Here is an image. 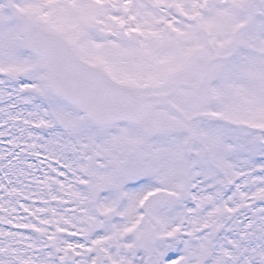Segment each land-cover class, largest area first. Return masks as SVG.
Wrapping results in <instances>:
<instances>
[{
    "label": "snow or ice",
    "instance_id": "snow-or-ice-1",
    "mask_svg": "<svg viewBox=\"0 0 264 264\" xmlns=\"http://www.w3.org/2000/svg\"><path fill=\"white\" fill-rule=\"evenodd\" d=\"M0 264H264V0H0Z\"/></svg>",
    "mask_w": 264,
    "mask_h": 264
}]
</instances>
